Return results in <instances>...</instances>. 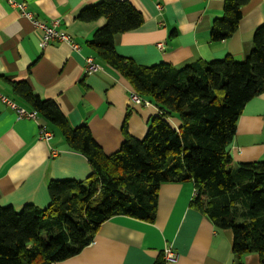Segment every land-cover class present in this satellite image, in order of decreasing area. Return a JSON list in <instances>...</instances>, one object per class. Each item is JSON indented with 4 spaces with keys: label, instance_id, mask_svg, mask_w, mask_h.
<instances>
[{
    "label": "crops",
    "instance_id": "0c3cea01",
    "mask_svg": "<svg viewBox=\"0 0 264 264\" xmlns=\"http://www.w3.org/2000/svg\"><path fill=\"white\" fill-rule=\"evenodd\" d=\"M39 19L51 24L80 44L41 47L43 32L31 20L0 0V93L19 107L34 111L12 88L27 82L36 95L53 100L73 128L88 126L108 155L120 150L128 132L143 139L150 123L161 115L154 105H136L131 84L102 60L97 73H87L86 58L94 56L88 43L107 20L85 22L82 10L102 0H17ZM129 1L144 17L137 30L119 34V55L139 65L167 64L181 69L197 62L233 58L244 61L254 48L255 31L264 24V0H250L242 7L238 31L228 40L214 42L211 29L224 16L226 0H120ZM164 44L160 49L158 45ZM95 57V56H94ZM174 128L178 118L167 119ZM46 122L20 118L0 102V205L17 211L27 205L47 208L52 180L85 181L92 172L88 159L69 150L52 126L51 140L40 138ZM235 163L264 161V93L251 100L238 120L230 148ZM194 183H165L160 190L155 222L115 216L99 228L94 241L78 255L56 264H156L172 247L177 259L165 264H240L234 254L232 230L217 228L193 207ZM241 264H261L258 254L242 256Z\"/></svg>",
    "mask_w": 264,
    "mask_h": 264
},
{
    "label": "trees",
    "instance_id": "16d2710c",
    "mask_svg": "<svg viewBox=\"0 0 264 264\" xmlns=\"http://www.w3.org/2000/svg\"><path fill=\"white\" fill-rule=\"evenodd\" d=\"M250 0H226L224 16L214 21V42L230 39ZM107 20L88 43L94 58L122 75L161 115L143 139L123 126L119 151L106 154L88 126L73 128L53 100L42 99L25 82H13L21 97L49 131L52 125L69 150L91 166L85 181L52 180L50 205L17 211L0 205V264H56L89 246L99 228L115 216L155 222L165 183L193 182V207L219 229L232 230L233 251L241 264L258 254L264 264V161L235 163L230 148L245 106L264 93V24L254 34V48L244 61L233 58L197 62L175 69L143 66L118 54L115 38L139 29L143 15L129 2L102 0L82 10L85 22ZM178 118L176 129L167 120ZM54 134V133H53ZM160 260L156 264H165Z\"/></svg>",
    "mask_w": 264,
    "mask_h": 264
},
{
    "label": "built area",
    "instance_id": "2783aa9c",
    "mask_svg": "<svg viewBox=\"0 0 264 264\" xmlns=\"http://www.w3.org/2000/svg\"><path fill=\"white\" fill-rule=\"evenodd\" d=\"M14 8L18 9L22 15L32 21L35 28L43 32L41 47L47 48L51 44L61 43L68 44L73 50L79 51L81 49L80 44H78L72 36H70L65 31L59 29L60 21H54L51 24L46 23L45 21L39 19L33 12L28 10V7L25 3L19 2L17 0H6ZM160 49L164 48V44L160 43L158 45ZM87 73H97L100 67L96 64L94 56H89L86 58ZM131 100L136 105H150L149 101L142 99L135 92L131 93ZM0 102L15 109L20 118L34 119L39 118L37 112L28 111L24 108L19 107L13 100L8 98L6 95L0 93ZM53 134L47 131L44 127L41 128L40 138L44 141L51 140ZM197 195V190H194V197ZM164 257L167 262H172L177 259V254L172 247H168L164 252Z\"/></svg>",
    "mask_w": 264,
    "mask_h": 264
},
{
    "label": "rangeland",
    "instance_id": "374dc122",
    "mask_svg": "<svg viewBox=\"0 0 264 264\" xmlns=\"http://www.w3.org/2000/svg\"><path fill=\"white\" fill-rule=\"evenodd\" d=\"M170 117H168L167 119H169Z\"/></svg>",
    "mask_w": 264,
    "mask_h": 264
}]
</instances>
